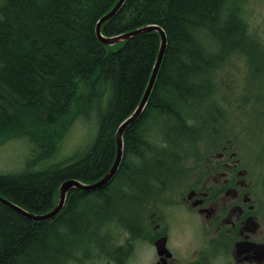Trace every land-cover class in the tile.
Returning a JSON list of instances; mask_svg holds the SVG:
<instances>
[{
  "label": "trees",
  "instance_id": "1",
  "mask_svg": "<svg viewBox=\"0 0 264 264\" xmlns=\"http://www.w3.org/2000/svg\"><path fill=\"white\" fill-rule=\"evenodd\" d=\"M247 1L126 0L103 23L106 37L150 25L164 30L166 49L146 107L125 130L122 160L105 186L72 189L62 210L43 222L0 203V264H65L69 250L96 244L99 229L109 236L114 219L133 226L143 198L180 178L186 149L229 125L214 79L234 55L254 71L245 91L264 130V46L242 19ZM117 2L0 1V142L22 140L33 151L22 172L0 174V195L31 213L52 210L63 181L90 184L106 174L114 133L142 98L160 37L152 31L104 46L96 23ZM82 83L87 92L78 96ZM252 119L246 114L244 121L255 129ZM76 120L92 128V139L70 156L62 143Z\"/></svg>",
  "mask_w": 264,
  "mask_h": 264
},
{
  "label": "flooded vegetation",
  "instance_id": "2",
  "mask_svg": "<svg viewBox=\"0 0 264 264\" xmlns=\"http://www.w3.org/2000/svg\"><path fill=\"white\" fill-rule=\"evenodd\" d=\"M262 129L259 133L264 132ZM243 134L238 146L230 128L219 126L215 134L202 140L205 145L202 144L201 149L196 141L193 146L199 152L187 160L180 178L170 180L175 183H169L167 189L143 198V207L133 226L125 227L121 235L113 229L107 237L99 234L96 242L102 256L99 264H124L130 246L116 240L125 232L129 240L138 236L154 239L161 256L158 264H167L165 257L171 256L165 247L167 238L163 236L159 218L149 212V206L162 195L169 199L185 197L191 207L199 208V213L206 218L209 239L217 246L233 250L237 264H264V159L259 156L264 143L257 136L259 145L251 143L250 131ZM245 136L258 154L250 150ZM169 264L177 262L170 259ZM195 264H207V260L201 256Z\"/></svg>",
  "mask_w": 264,
  "mask_h": 264
},
{
  "label": "rangeland",
  "instance_id": "3",
  "mask_svg": "<svg viewBox=\"0 0 264 264\" xmlns=\"http://www.w3.org/2000/svg\"><path fill=\"white\" fill-rule=\"evenodd\" d=\"M0 1L3 2L4 0H0ZM242 16H243L242 19H245L244 21L247 24V31L249 32V34L255 36L260 46H264V0H248L246 3H243ZM229 64L230 66L227 67L226 72L223 73L222 76H220L219 78L214 79V82L216 83V86L218 88L217 96L225 97L226 103H224L223 100L222 102L223 104H228V108L226 109L227 110L226 115L228 114L230 116V123L227 127L230 128V132L232 133L231 136L235 141L236 145L238 146L242 143L244 136L243 133L249 131L251 133V136H253V140L250 142L259 145L256 139L255 129L257 131V138L261 141V143L262 142L264 143V133L261 135L259 133L263 125V120H258V118H262V117H259L258 115H255L252 112H250L249 109L250 102L248 100L252 101L253 96L250 94L249 91L248 92L245 91L247 87L244 83L245 77L247 81L249 78L254 79L255 76L254 71H251L250 74L249 66L248 64H246L243 56L240 58L239 56L234 55L233 59L229 61ZM86 92H87V85L82 83L79 86L78 96L84 95L86 94ZM223 94L227 96H224ZM243 96H245V98H243ZM235 102L237 103V105H235ZM76 105H79V100L75 102V106ZM245 113L248 115L251 114L253 116L252 121L255 125V129L248 127L249 122L246 120L244 121L246 116ZM115 133H114V145H115ZM91 136H92V128L85 127L79 121L76 120L72 126V131L68 134V136H66L64 142L62 143V146L64 147L68 155L70 156L74 155L81 148V146L86 145L88 141L92 139ZM245 137H246L245 142H247L248 146L250 147V150L256 153V151L252 147V144L248 141V137L247 136ZM122 138L124 140V133ZM204 138L206 137L197 138L198 139L197 141L199 142L198 143L199 149H201L202 144L205 145V141H202ZM186 152H187L186 155L182 156V163L185 166L188 165L187 160H189L194 153L199 152V150L197 149V147L192 146L190 148H187ZM242 154H244L243 151ZM256 154H258V152ZM259 156L262 159H264V149H262V146L260 147L259 150ZM32 158H33V151L31 152V147L27 145L25 141L12 140L9 143H7L6 141L0 142V174L14 175L20 173L26 168L27 164L32 160ZM131 161H132L131 158H128L127 163H131ZM109 182H111V180ZM57 196H58V192H57ZM130 199H133V197H130ZM138 212L139 210H137V213ZM113 221L116 225L113 224L111 226L112 229L118 232L119 235H121L126 226H120L121 224L117 219H114ZM39 222H43V221H39ZM101 231L102 230L99 229V231L97 232L98 239L100 238L99 234L101 233ZM123 236L124 235H122L119 239H117L116 242H119L123 238ZM99 257L102 256L100 255L99 250L95 244L92 246L90 250H88L87 247L86 248L83 247V249L81 250H77V249H72L71 251L69 250V254L67 255L64 263L65 264H99Z\"/></svg>",
  "mask_w": 264,
  "mask_h": 264
},
{
  "label": "clouds",
  "instance_id": "4",
  "mask_svg": "<svg viewBox=\"0 0 264 264\" xmlns=\"http://www.w3.org/2000/svg\"><path fill=\"white\" fill-rule=\"evenodd\" d=\"M160 147H167L166 142L162 141ZM184 198L169 199L162 195L149 206V212L159 218L164 230L163 236L167 238L165 247L171 253L170 257H165L167 264L170 259L177 264H195L201 256L206 258L207 264H237L233 250L217 246L209 239L205 216L199 213V208L191 207ZM154 241L149 236L129 240L125 232L124 238L119 241L122 245L127 242L130 246L124 264H158L161 256Z\"/></svg>",
  "mask_w": 264,
  "mask_h": 264
},
{
  "label": "water",
  "instance_id": "5",
  "mask_svg": "<svg viewBox=\"0 0 264 264\" xmlns=\"http://www.w3.org/2000/svg\"><path fill=\"white\" fill-rule=\"evenodd\" d=\"M125 1L126 0H118L116 5L114 6V8H112L111 11L106 13L104 16H102L97 21L96 27H95V34H96V37L98 38V40L104 46L111 47V46H114L116 44L122 43L128 39H132L136 36H139L141 34L155 31L160 36V45H159V49H158V53H157L155 62L152 66V70H151L149 80H148L146 87H145V90H144V94L141 98V101L139 102V104H138L137 108L135 109V111L133 112V114L130 117H128L122 124H120V126L118 127V129L115 133V148H116L115 160H114L110 170L108 171V173L104 177H102L100 180H98L94 183L83 184L80 181L74 180V179L63 181L58 187L57 204L55 205V207L51 211H49L45 214L30 213L26 209H24L23 207H21L15 203L3 198L2 196H0V203L1 204L7 206L9 209L15 211L16 213L24 216L27 219H30V220H33L36 222L47 221L48 219L50 220L52 217H55L63 208V205L66 201L67 192L70 189L76 188V189L86 191V192L94 191V190H97V189L105 186L106 184H108L109 181L112 179V177L116 174V171L118 169V166L120 165V162H121L122 156H123V138H122L123 133H124L125 129L130 124H132L138 118V116L143 112V110L145 109L146 103L148 101V97L152 91L153 85H154L156 78L158 76L159 69H160V66H161V63L163 60V56L165 53V49H166L165 32L162 28H160L157 25L145 26V27L138 28L136 30L121 34V35L111 36V37H106V36H103L101 34V27H102L103 23L105 21H107L108 19H110L111 17H113Z\"/></svg>",
  "mask_w": 264,
  "mask_h": 264
},
{
  "label": "bare ground",
  "instance_id": "6",
  "mask_svg": "<svg viewBox=\"0 0 264 264\" xmlns=\"http://www.w3.org/2000/svg\"><path fill=\"white\" fill-rule=\"evenodd\" d=\"M143 94H144V92H143ZM142 96H143V95H142ZM149 96H150V95H149ZM148 98H149V97H148ZM109 170H110V169H109ZM109 170H108V171H109ZM108 171L106 172V174L108 173ZM106 174H105V175H106ZM105 175H104V176H105ZM113 178H114V176H113ZM113 178H112L111 180H113ZM81 183H82V182H81ZM83 184H85V183H83ZM73 189H76V188H73ZM71 190H72V189H70V190L67 192V195H68V193H69ZM78 190H79V189H78ZM81 191H82V190H81ZM67 195H66V197H67Z\"/></svg>",
  "mask_w": 264,
  "mask_h": 264
}]
</instances>
